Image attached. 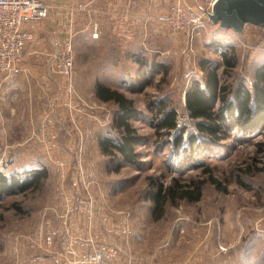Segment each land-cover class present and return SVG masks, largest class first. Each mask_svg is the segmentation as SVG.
I'll list each match as a JSON object with an SVG mask.
<instances>
[{"label": "rangeland", "instance_id": "1", "mask_svg": "<svg viewBox=\"0 0 264 264\" xmlns=\"http://www.w3.org/2000/svg\"><path fill=\"white\" fill-rule=\"evenodd\" d=\"M187 1L194 3L197 0ZM67 2L70 3V0ZM81 2L78 14L81 17L78 21H73L72 26L73 31L78 29L80 32L73 38L72 92H68L65 79L54 71L53 56L60 48L56 51L51 38L42 39V49L39 50L41 53L34 52L30 59H26L27 56L24 58L18 74L11 77L0 76V172L10 176L25 169H45L44 161L53 155L108 157L97 154L95 148L99 138L116 135L112 128V117L117 107L111 102L99 104L96 101L93 95L94 81L99 77L104 79V64L112 62L118 65V61H121L124 67L122 71L127 74L122 81L124 86L134 83V78H150V84L143 91L126 90V96L133 100L134 108L140 113L138 117H132L130 122L135 127L136 134L145 137L146 142L135 145L136 162L123 163L116 159L109 163L108 169L113 171L117 164H121L116 173L112 171V175H109L120 181V189L114 191L109 202L127 211H135L136 208L140 210L142 216L136 222H153L150 227L152 237H163L165 232L167 236L170 231L174 242L169 246L172 257H181L190 260L191 264H198V249L204 239L203 230L210 226L215 232L217 248L222 253L218 255L221 263L232 264L231 258H237L238 264H244V261L251 258L247 263L257 264L264 253V127L250 139L245 137L246 133L230 129L228 137L211 145L212 154H209L203 149L204 146H209L208 142L200 144L204 134L195 128L193 120L182 127L184 145L175 147L173 135L155 128L158 112L153 104L148 105L165 97L168 101L167 108H173L176 112L183 108L186 88L191 80L200 76L198 59L207 55L219 60V56L211 48H207L211 40L219 38L216 29L209 21L206 28L198 33V42L194 37L190 47L186 36L172 33L156 18L152 22H146L145 25L149 27L144 31L143 51L138 53L156 67V62L162 63L168 73L165 76L151 73L149 76L144 73L150 72L147 67L142 68L143 76H140L137 64L125 63L134 53L117 52L116 37H111L108 44L102 43L101 36L92 39L94 28L102 35L103 29L111 25L102 22L101 12H96V18L88 19V8L84 5L86 0ZM101 6L102 0H98L97 9ZM46 19L37 24L47 23ZM89 28L92 29L91 35ZM243 32L246 33V43L257 46L261 41L258 27L247 24ZM251 54V50L245 45L240 46L239 58L242 61L238 62L234 70L235 76L230 78L232 83L241 80L244 74L252 81L254 62L248 64ZM253 55H264V49L257 48ZM28 60L33 65L38 62L43 65L41 75L46 82L45 87L41 84L31 87V80L36 82L37 74H29ZM135 71L139 76H135ZM17 78H23L24 86L11 87L19 91V95L13 94L18 99L14 107L6 104L10 96L2 82L12 81L7 85L10 87L15 85ZM105 81L117 83L113 78H106ZM14 110L17 112L11 119L10 112ZM25 112L26 119L22 117ZM25 121L26 125L22 126ZM194 137L196 142L199 141L198 144L192 143ZM69 142L77 144V148H69L70 145H66ZM210 175L219 181L220 187L206 181L202 185V196L198 201L180 200L173 205L168 204L163 216L153 219V206L146 198V192L150 189L148 177H151V181L169 184L174 178L208 180ZM109 177L105 176L104 181ZM44 180L45 178L41 180L43 188L41 183L39 187L3 195L0 200V236L10 231V228L13 233L26 229V222L33 219L32 215L37 214L39 205L48 197ZM214 254L212 252L213 256Z\"/></svg>", "mask_w": 264, "mask_h": 264}, {"label": "crops", "instance_id": "2", "mask_svg": "<svg viewBox=\"0 0 264 264\" xmlns=\"http://www.w3.org/2000/svg\"><path fill=\"white\" fill-rule=\"evenodd\" d=\"M81 1L70 0V3H68L67 0H46L49 5L47 23H36L35 26H32L34 40L25 47L26 59H30L34 52L37 53L42 49L43 38L47 40L51 38L57 51L63 45L69 33H71L72 39L80 33L78 29L73 31L72 26L73 21H78L81 17L78 16L81 11L79 6L82 3ZM173 1L102 0V6L97 9L98 0H86L84 5L88 8V19L95 17L96 12H101L102 22L111 25V27L102 28V35L98 33V36L102 38V43L108 44L107 41L111 37H116L118 39V43L115 45L117 52L120 54L134 53L126 59L125 63H128V65L129 63L137 64L138 71L142 73V75L140 73V76H143L138 60L142 58L140 53L143 51L144 31L149 27L145 24L155 20L157 15L164 12L168 4ZM197 1L202 2L204 0ZM211 25L216 29L219 38L211 40L207 48H211L212 52L219 56V60L205 55L201 56L198 61L201 58H209L221 63L222 58L216 47L219 44H224L231 46L236 56L237 62L234 70L238 62L242 61L239 58L241 45H245L252 52L251 57L248 58V64L254 62L253 70L264 62V55H257L260 57L253 55L254 50L257 48H255V44L245 42L244 36L246 33L243 32L242 35V33L239 34L231 29H222L217 25ZM89 29L91 35L92 29ZM258 29L262 34L261 28L258 27ZM198 36L199 34L195 36L197 42L199 40ZM92 39L95 40L96 38ZM73 42L74 39L72 44ZM210 44H213V46ZM198 61L197 67L200 71L198 79L203 85V72L198 66ZM28 62L29 74L32 75V72L37 74L36 82L31 80V87L36 86V84L45 87L46 82L41 75L43 65L39 62L33 65L30 60ZM23 63L26 66V62ZM156 63L158 67L159 64L163 65L160 62ZM151 64L153 63L148 62L145 69ZM123 68L121 61H118V65L112 62L104 64L103 78L105 80L106 78H113V80H117V83L110 84L101 77L97 79L98 82L106 87L118 90L126 96L127 89L122 81L127 77V74L122 71ZM144 73L149 76L151 73L152 75L159 74L157 72ZM135 76H139L137 72ZM136 80L134 78V81ZM9 81L2 82V84H5L4 89L8 90L7 93L10 96L6 100V104L15 107L18 99L14 98L13 94L19 95V91L11 87L24 86L22 85L24 80L23 78H17L15 85L10 87L7 85L12 81ZM96 81H94L93 90L96 101L99 104L110 103L109 101L103 102L96 96ZM244 83L248 86L246 79H244ZM16 112V110L10 112L11 119ZM22 117L26 119V112ZM25 125L26 121L22 126ZM66 145H70L69 148H77V144L73 142ZM57 148L60 149V147ZM98 148L99 146L96 144V153L102 154L101 150L98 151ZM109 163L110 159L102 157V155L101 157L90 158L84 155L81 158L59 155L48 157L44 161L47 172L44 185L46 184L48 197L39 205L37 214L32 215L33 219L26 222L24 231L13 233V229L8 228L10 231L1 234L0 264H81L85 261L87 254L94 249L102 251L109 264H127L130 258L134 263L141 264H191L188 259L181 257L177 259L176 256L172 257L170 255L172 250L169 246L174 243L170 231L167 236L165 232L163 237H152L150 227L153 226V222H146V220L136 222V219H140L142 216L140 210L138 211L136 208L135 211H127V209L113 206L109 202L114 191L120 189L118 187L120 181L117 178H112V176L109 177L110 174L112 175L115 172L108 169ZM105 176L109 177L107 181H104ZM41 187H44L43 183ZM203 231L204 239L198 249V264H225L221 263L219 259L218 255L221 250L217 248L213 228L206 226ZM46 237H49L48 241H46ZM218 244L220 245L219 242ZM233 247L232 245L231 248ZM212 252L215 253L214 256ZM250 261L251 258L244 261V264ZM231 262L232 264H238L239 259L231 258ZM257 264H264V253Z\"/></svg>", "mask_w": 264, "mask_h": 264}, {"label": "trees", "instance_id": "3", "mask_svg": "<svg viewBox=\"0 0 264 264\" xmlns=\"http://www.w3.org/2000/svg\"><path fill=\"white\" fill-rule=\"evenodd\" d=\"M216 48L220 52L221 63L209 58H201L198 66L203 72V85L198 78L191 80L184 96L185 108L194 121L195 128L204 134L200 144L204 145L206 141L208 142L209 146H204L203 149L209 154H212L211 145L218 143L223 137H228L230 129L235 128L237 133H246L245 137L250 139L254 133L264 127V62L254 68L250 85L244 83V75L247 74H244L237 83H232L230 78L235 76L234 67L237 62L232 47L219 44ZM138 64L141 68H145L148 65L147 59L142 56ZM148 67L153 73H162L163 76L168 73L166 67L161 64L156 67L153 63ZM149 84L150 78L137 79L131 85H127L126 89L131 92H141ZM95 90L96 96L101 101L112 102L117 107L112 117V128L116 135L98 139L102 154L108 156L110 163L116 159L123 163L136 162L135 145L146 142V138L136 134L135 127L130 122L132 117L140 115L134 108L133 100L100 82H96ZM167 102L164 97L148 104L149 106L153 104L158 112L154 126L158 131L163 129L167 134L173 135L175 147H182L184 128L176 126L177 112L173 108H167ZM192 141L195 143L196 138L194 137ZM198 143L197 140L196 144ZM120 165L117 164L114 168L115 172ZM46 175L44 168L25 169L10 176L0 172V200L4 194L11 195L30 187H39ZM147 179L150 189L146 192V198L153 206V219L162 217L168 204L173 205L180 200L198 201L202 196V185L206 181L220 187L219 181L211 175L208 180L174 178L169 184L151 181V177Z\"/></svg>", "mask_w": 264, "mask_h": 264}, {"label": "built area", "instance_id": "4", "mask_svg": "<svg viewBox=\"0 0 264 264\" xmlns=\"http://www.w3.org/2000/svg\"><path fill=\"white\" fill-rule=\"evenodd\" d=\"M215 0H204L203 3H194L186 0H174L170 2L164 12L157 15L156 20L164 24L172 33L183 34L192 47L194 37L205 29L209 20L208 13L211 11ZM49 5L46 0H0V76L11 77L20 72V65L27 52L25 47L33 39L32 26L47 18ZM98 36L96 29L92 37ZM264 49V32L261 34V41L255 48ZM73 44L72 35L69 33L67 39L60 47L57 54L53 56V68L56 74L65 79L68 92H72L73 79ZM246 83L251 84L248 76H245ZM176 126L182 128L189 121L191 116L185 108L179 109L176 116ZM49 237H46V241ZM81 264H109L100 250H92ZM127 264L134 263L132 259Z\"/></svg>", "mask_w": 264, "mask_h": 264}, {"label": "water", "instance_id": "5", "mask_svg": "<svg viewBox=\"0 0 264 264\" xmlns=\"http://www.w3.org/2000/svg\"><path fill=\"white\" fill-rule=\"evenodd\" d=\"M207 16L211 24L239 34L247 24L264 32V0H215Z\"/></svg>", "mask_w": 264, "mask_h": 264}]
</instances>
